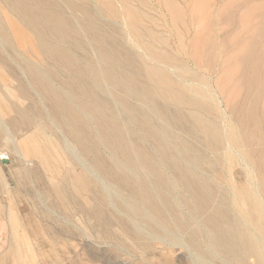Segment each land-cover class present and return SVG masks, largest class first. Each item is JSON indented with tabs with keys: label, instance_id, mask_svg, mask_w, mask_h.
<instances>
[{
	"label": "rangeland",
	"instance_id": "rangeland-1",
	"mask_svg": "<svg viewBox=\"0 0 264 264\" xmlns=\"http://www.w3.org/2000/svg\"><path fill=\"white\" fill-rule=\"evenodd\" d=\"M55 1L71 27L68 44L61 45L63 50H68L78 65L83 62V58H87L94 69L105 68L120 81L139 78V63L142 61L139 56L148 61L147 54L143 55L147 48L159 53L169 52L182 63L192 66L193 55L189 42L196 30L201 31L204 38L213 40V45L209 52L196 54L199 59L193 70L212 89L221 90V108L214 115L222 114L224 121L238 124L241 117L232 111L228 103L243 101L244 87L234 89L232 82L219 80V77L223 69L231 71L230 66L233 65L226 64V55L236 44L245 40L242 34L234 35L233 32L235 24L247 10L246 0H128V4L121 0H110L117 18H110L107 14L100 16L97 0ZM71 3L76 9H71ZM171 4L178 7V12H170ZM81 5L85 7L84 11H79ZM123 7L131 8L136 14V31L129 32L138 38V44L144 51H138L125 35L122 18L127 23L128 20ZM221 8L228 9L234 17V24L230 27L216 17ZM0 14L12 21L15 39L18 36L20 40L23 33L31 35L6 6H0ZM90 23L94 25L93 33L85 28ZM9 34L13 36L10 30ZM49 40L54 42L56 38L52 36ZM164 43L169 47H165ZM9 46L0 40V66L8 76L6 85L9 89L6 90L0 84V93L6 99L5 104H10V110L0 115V158L7 159L6 164L0 163V264H14L11 255L7 254L12 242L9 210L15 213L14 217L20 225L19 234L23 239L19 252L22 260L19 264H198L195 247L188 241V235L179 233L175 228L164 203L175 208L179 221L188 223V231H207L205 217L193 214L185 206L183 202L189 195L184 193L181 183L169 167L160 164L162 154L158 150L164 135H173L176 141L163 155L177 154L179 146L186 145L194 152L197 165L193 166L180 159L181 166L192 174L205 177L212 184H215L217 175L219 183L216 190L221 192L218 194L227 193L225 174L216 167L215 153L196 131L190 115L186 113V119L177 117L172 106L155 100V106L164 113L161 116L154 104L144 103L133 93L102 80L99 93L101 103L91 97L84 98L88 108H91V114L85 116L81 127L86 139L96 144L97 153H94L87 148V142L73 140L68 133V125L54 117V95L46 88L33 84L30 76L32 68L26 63V60L28 64L29 61H36L33 51L18 47L14 39L13 45ZM99 48L111 54L112 61L104 63ZM36 52L38 59L41 58L39 49ZM113 58L117 60L116 64ZM127 58L133 61L130 68ZM263 62L260 60L258 75L253 77L259 86L252 85V89L257 90L261 96L256 102L258 108L264 104ZM32 67L35 68L34 65ZM43 68L51 74L50 79L44 80L45 85L56 96L63 99L69 97L70 69L56 59H45ZM178 74L179 71H176ZM73 90L75 96L84 97L86 86H75ZM8 91L14 97L9 96ZM232 93L234 96H231ZM126 106L137 112L141 126L147 127L157 136L153 134L154 137H150V134L141 131L140 125L130 123ZM100 109H105L104 115L117 125L128 144L139 146L147 157L153 159L173 189L160 187L161 194L156 195L157 183L139 164L134 169L121 164V154L111 151L99 138L96 117ZM20 112L35 115V126L23 124L18 114ZM256 117L262 119L261 113L257 112ZM245 128H248L247 125ZM256 131L259 139L262 138L258 148L264 150V131L259 127ZM33 132L37 133L45 149L50 150L54 157L58 156L54 162L55 172L48 170L40 158L23 156L25 138ZM130 154L137 162L136 152L131 150ZM98 159L108 176L102 175L97 169ZM255 168L258 179L255 182L264 185V168L261 171L256 168L259 172ZM67 173L87 179L90 185L88 190L74 192L68 185ZM125 177L130 179L127 182L121 181ZM231 178L235 183L243 181L244 172L241 167L234 168ZM139 181L152 194L168 228H162L143 204L136 202L137 197H141L140 189L135 187ZM130 188L136 190V198Z\"/></svg>",
	"mask_w": 264,
	"mask_h": 264
},
{
	"label": "bare ground",
	"instance_id": "bare-ground-1",
	"mask_svg": "<svg viewBox=\"0 0 264 264\" xmlns=\"http://www.w3.org/2000/svg\"><path fill=\"white\" fill-rule=\"evenodd\" d=\"M121 1L128 4V0ZM96 4L100 10V16L104 17L107 14L110 18H117L114 9L111 8L112 2L110 0H97ZM1 5L6 6L10 14L19 20L31 35L27 36L23 33L20 40L17 39L18 36L15 39L12 21L0 14V40L6 45L12 46L14 39L18 47L33 51L32 54H34L33 57L36 58V61H29L28 64L26 60L27 65L32 68L30 76L33 84L46 88L48 92L54 95V117L61 123L68 125V133L73 140L87 142V148L94 153H97L96 144L86 139L81 126H83L85 116L91 112V108H88L84 100L91 97L101 103L99 93L102 80H107L127 92L129 91V93H133L144 103H151L155 106V100H160L172 106L177 117L186 119V113H188L206 146L215 153L214 163L225 174L224 181L227 193L222 192L223 195L220 194L221 196L218 194L221 192L216 190V185L219 183L217 175L215 184H212L205 177L192 174L181 166L180 159L193 166L197 165L194 152L186 145L179 146L177 154L163 155V152H166L176 141L173 135L165 134L158 147L162 154L160 164L169 167L181 183L184 193L189 195V198L187 197L188 199L183 202L185 206L193 214L206 218H204V223H206L207 231H188L190 229L188 223L179 221L175 208L168 206L164 201L171 222L174 223L179 233L188 235V241L197 251L198 264H264V185L261 182H255L257 177L254 170L255 167L260 171L264 168V150L258 148L262 138L259 139L256 131L258 127L264 131V104L260 108L256 106V102L260 100L261 96L257 90L252 89L254 84L259 86V82L256 83L253 77L258 75L257 69L260 60H264V0H246L247 10L243 12L240 20L235 24L233 32L234 35L242 34L245 40L236 44L226 55V64L233 65L230 66L231 71L223 69L219 77V80L232 82L234 89L244 87V100L237 101L235 104L228 103L232 111L241 117L238 124L224 121V116L221 113V116L214 115L215 111L221 108L219 96L221 90L212 89V86L193 70V66L196 67L195 63H198L199 59L196 54L203 55L205 52H209L213 45V40L204 38L201 31L196 30L190 40L191 42H189V49L193 55L192 66H190L188 63H182L169 52L164 53L161 50H159L161 53L154 52L150 48L144 51V48L138 44V38L129 32L130 30L136 31V14L131 8L123 7L128 20L127 23L125 18H122L125 35L131 43L135 44L138 51L143 50V55L147 54L148 61L139 56L142 59L139 63V78L120 81L105 68L94 69L87 58H83V62H80L81 65H78L68 50H63L61 45L68 44L71 27L65 15L58 9L55 0H0ZM70 7L72 10L76 9L72 3ZM78 8L79 11L85 10L83 5ZM178 10L175 4L170 5V12H178ZM216 17L222 19L227 27L234 24V17L226 8H221V11L216 13ZM93 26L90 23L85 28L88 32L93 33ZM9 30L13 34L12 37ZM17 32L16 29V34ZM52 36H55L56 41L49 40ZM232 41L229 40V42ZM164 45L169 47L167 43ZM226 47L227 45L224 49ZM37 49L40 52L41 58L39 59ZM99 49L100 58L104 63L112 61L111 54L108 55L102 48ZM45 59H56L70 69L71 79L68 86L71 92L66 98L67 100L56 96L54 91L45 85L44 80L51 77L50 72L43 68ZM113 59L116 64L117 60ZM127 60L130 68L133 61L129 58ZM33 65L35 68L32 67ZM176 71H179L178 75H176ZM7 77L0 66V84L9 90L6 85ZM75 86H86L84 97L73 94L72 91H74ZM8 95H12L11 91H8ZM231 96L234 94L232 93ZM5 102L6 99L0 93V115L10 110V104L6 105ZM228 104H226L227 107ZM239 104H242L241 108L237 109ZM155 109L163 116L164 113L160 108L155 106ZM133 110L126 106V111L130 115V123L140 125L141 131L150 134V137L153 134L155 136L154 132H150L147 127L141 126L139 116ZM104 112L105 109L98 110L99 115L96 117L99 138L111 151L121 154V164L131 169L139 164L157 183L156 195L160 196L161 188L173 189V185L166 181L153 159L147 157L139 146L128 144L123 139L121 130L106 114L104 115ZM257 112L261 113L262 119L256 117ZM18 114L22 117L23 124L30 127L35 126V115H30L27 112ZM245 125H247V129ZM38 138L36 132L25 138L26 143L22 149L23 156L38 157L48 170L55 172L54 162L58 156L54 157L50 150L45 149ZM131 150L138 155L137 162L132 159ZM237 166L241 167L244 172V179L240 183H235L231 178L232 172ZM96 167L102 175L108 176V172L100 159L97 160ZM258 169L256 170L259 172ZM66 177L68 185L74 192H85L90 186L88 180L82 176H70L67 173ZM129 179L130 177H125L121 181L127 182ZM221 186L218 188L220 189ZM135 187L141 191V197L138 198L136 190L130 188L134 198L137 197L136 202H141L162 228L166 227L167 221L163 217L161 209L154 203L152 194L146 185L139 181L135 183ZM57 194H59V190H57ZM216 199H218L217 203H215ZM8 215L12 242L7 254L11 255L14 264H19L22 260L19 252L23 241L18 230L20 225L12 210H9Z\"/></svg>",
	"mask_w": 264,
	"mask_h": 264
},
{
	"label": "water",
	"instance_id": "water-1",
	"mask_svg": "<svg viewBox=\"0 0 264 264\" xmlns=\"http://www.w3.org/2000/svg\"><path fill=\"white\" fill-rule=\"evenodd\" d=\"M0 163H1V164H6V163H7V159H6V157H1V158H0Z\"/></svg>",
	"mask_w": 264,
	"mask_h": 264
}]
</instances>
